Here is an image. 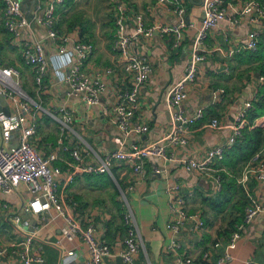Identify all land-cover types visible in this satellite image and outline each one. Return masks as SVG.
Returning a JSON list of instances; mask_svg holds the SVG:
<instances>
[{
    "label": "crops",
    "instance_id": "0c3cea01",
    "mask_svg": "<svg viewBox=\"0 0 264 264\" xmlns=\"http://www.w3.org/2000/svg\"><path fill=\"white\" fill-rule=\"evenodd\" d=\"M20 1L30 25L23 29L18 38H14L3 26V1L0 0V63L16 68L20 81L25 80L36 95L37 99L32 98L40 107L36 116L37 130L31 141L44 155L51 151L57 152V158L51 163L56 173L57 192L66 201L73 200L83 222L95 223L98 237L111 246V254L103 259L102 264H123L118 253L123 248L129 228L122 218L125 212L131 213L135 236L141 242L135 257L137 264H171L180 255L185 264H202V254L208 249L211 252L210 258L203 259L211 264L219 253L218 248L212 247L213 242L218 237L223 238L219 232L229 228V223L235 221L241 212L227 208L228 210L217 213L202 200V195L213 196L217 192L214 177L218 176L219 170L224 169L220 161L211 163L213 170L210 172L198 173L185 170L178 159L185 156L203 159L208 148L223 143L229 129L212 128L208 123L213 117L224 124L229 123L242 101L255 95L257 85L262 81L257 69L259 65H264V58L249 57L246 49L237 53H230L229 50L244 44L247 33L252 29L264 41V19L248 21L244 17L234 25L223 20L206 31L201 42L203 59L196 63L194 78L185 83L186 98L179 106H175L176 110H182L186 114L202 109L203 115L192 125L186 145L167 147V154L171 156L169 160L147 157L143 175L135 173L131 163L116 160L110 174H77L71 183L66 184L65 176L75 161L68 152L46 139L51 132L56 133V126L61 127L53 114L56 104L65 101L75 107L74 120L62 136L64 144L80 151L84 162L98 161L107 151L117 147L127 148L131 143L146 144L158 140L171 125L170 109L165 102L166 92L180 79L190 62L192 44L203 15V0H184L187 7L186 24L182 28V39L178 45H173L172 33L160 31H153L150 35L139 33L131 43V50L144 56L151 65V70L139 95L138 117L146 125V129L139 135L129 136L124 143L107 111L116 98L115 92L126 90L131 83L122 68L123 57L113 47L116 6L124 8L126 32L129 34L136 30L137 15L142 17L145 27L175 25L177 16L165 4L156 0H73L68 7L56 4L55 31L69 34L73 40L89 41L94 45L93 53L85 62V69L93 73L105 67L112 68L110 74L103 73L101 76L105 87L99 94L98 103L88 105L77 96L67 95V88L57 77L52 65V57L67 55L69 65L73 62L74 55L71 40L66 43V50L59 53L58 44L47 36L46 27L39 20L50 0ZM246 1L248 0H226L227 12L230 14L232 7L239 8ZM34 41H41L48 60L47 73L39 90L35 87L31 67L23 62L21 56L24 43ZM218 88L224 91L219 100L211 103L213 92ZM25 91L31 93L27 89ZM13 144V141L5 143L6 147ZM249 162L255 164L254 160L250 159ZM153 167H158L161 171L154 173ZM94 176L97 177L96 180L93 179ZM173 184L179 185L186 210L198 213L206 221V228L191 230L188 222L178 232L166 228V223L173 217L168 212L170 197L165 189ZM114 185L118 195H115ZM247 186L248 191L264 205V180H259L252 174ZM245 195L247 197L246 193ZM30 196L24 184L19 192L0 196V249L3 250L0 264H11L12 261L21 264L19 252L26 238L25 227H16L5 218L9 213L18 211L21 220H29L32 215L22 211V207ZM62 228L63 223L58 217L45 225H39L31 240V248L33 252L42 253L43 261L34 264H46L51 258L53 262L49 264H61L62 255L71 249L80 256L75 261L76 264L84 260L83 256L88 255L83 242L76 236H65ZM175 242L179 245L177 249L173 247ZM232 254L233 259L222 264H241L245 258L264 261V214L257 215L247 225Z\"/></svg>",
    "mask_w": 264,
    "mask_h": 264
},
{
    "label": "built area",
    "instance_id": "2783aa9c",
    "mask_svg": "<svg viewBox=\"0 0 264 264\" xmlns=\"http://www.w3.org/2000/svg\"><path fill=\"white\" fill-rule=\"evenodd\" d=\"M3 8L1 17L4 28L14 38H18L24 28L30 25V20L22 10L20 0H2ZM63 0H50L46 5L40 21L46 27L47 36L55 40L58 44L57 51L63 53L66 43L71 40V50L74 60L64 69V85L67 88V95L77 96L79 100L88 105L98 103L99 94L104 89L105 84L101 79L103 73L110 74L112 68L105 67L93 73L85 69V62L94 50L93 43L89 41L73 40L69 34H59L54 29V11L56 4ZM165 4L177 16L175 25H152L145 27L142 17L136 16L137 27L134 33L126 32V17L124 8L116 6L114 17L115 34L113 39L114 49L123 57L122 68L126 76L131 79L130 86L126 90H117L115 100L109 106L108 112L111 120L121 133L123 143L131 135H139L145 131L146 125L139 119L140 90L146 82L151 65L144 56L131 50V43L139 33L150 35L153 31L162 33L170 32L174 35L173 45L176 46L182 39V28L186 24L187 7L184 0H156ZM226 0H203V15L197 27L196 36L192 44V54L189 64L180 79L175 82L166 92L165 102L170 109V127L156 141L146 144L131 143L127 148L117 147L107 151L102 158L95 162H84L80 151L64 144L63 136H60L58 143L62 144L63 151L69 153L75 163L72 169L65 176V183H71L77 174H103L111 173V167L116 160H125L132 165L135 173L143 175L145 172L146 158L154 156L167 161L171 158L167 154L168 146L186 145L188 134L192 125L202 117V109L192 114H186L182 110H176L175 106L186 98L185 83L194 78L196 63L203 59L201 54V42L206 31L215 27L220 21L227 20L232 25L239 23L244 17L248 21L264 19V8L257 0H248L241 7H232L230 14L225 7ZM256 30L252 29L247 33V40L244 44L230 48V53H237L242 49L256 50L259 38ZM23 62L31 67L37 89L42 86L43 79L47 73L48 60L44 52L41 41L25 42L21 49ZM19 71L12 67L0 63V94L8 102L11 115H6L0 110V196L11 195L19 192L22 184L31 194L27 203L23 205L22 211L29 213L31 218L23 221L18 213H9L6 220L16 227L22 228L26 232L22 250L19 252L21 264L41 263L43 256L41 252H33L31 240L39 225H45L56 217L63 223V234L65 236L78 237L86 246L88 255L83 256L81 264H102L103 259L111 254L109 243L99 238L95 223L83 222V219L76 211L73 200L66 201L59 193L55 170L52 168V161L57 158V152L51 151L47 155L39 152L31 138L37 130L36 116L40 105L20 86ZM224 89L218 88L213 94L211 103L219 100ZM251 101L245 100L229 123H222L213 117L208 123L212 128L227 127L229 134L223 143L208 148L203 159H193L191 157H180L178 162L187 171L208 173L212 169L213 161H221L225 151L232 146L235 140L242 135V130L249 124L247 118ZM75 107L65 101H60L53 109V114L60 122L61 132L64 133L75 117ZM252 126L264 127V115L260 116L251 124ZM13 145L6 147L5 143ZM248 162L247 168L243 171L238 183L244 188L248 197V203L244 208L242 221L235 224L229 236L223 240L218 237L212 244L214 249H219V253L212 264H222L233 259L232 251L236 248L237 240L246 230L254 218L259 214H264V205L260 200L248 191L247 181L249 176L254 174L259 180H264V158L262 150L257 152ZM154 173L161 170L153 167ZM215 190L220 189L218 176L214 177ZM170 197L168 199V212L173 217L166 223V228L178 232L182 225L189 223L191 230H202L206 228V221L198 213H190L185 208L184 199L180 196L179 185L173 184L165 189ZM52 211V212H51ZM123 220L129 225L128 232L123 241V248L118 255L123 264H137L135 257L141 245L134 233L133 218L131 213H124ZM174 249L179 245L175 242ZM3 250L0 249V257ZM210 250H205L203 258H210ZM79 254L71 249L67 250L61 257V264H76ZM11 264H15L12 261ZM171 264H185L184 258L180 255ZM241 264H264L255 258H245Z\"/></svg>",
    "mask_w": 264,
    "mask_h": 264
},
{
    "label": "trees",
    "instance_id": "16d2710c",
    "mask_svg": "<svg viewBox=\"0 0 264 264\" xmlns=\"http://www.w3.org/2000/svg\"><path fill=\"white\" fill-rule=\"evenodd\" d=\"M257 1H259L264 8V0ZM72 2L73 0H63L58 4L62 7H68ZM258 38L259 42L256 50H246L249 57L264 58V41H261L262 39L260 35ZM257 71L259 73V79L262 81L261 83H258L255 95L249 99L251 101V107L247 112L249 124L243 128L242 135L225 151L223 159L220 161V165L224 168L217 172L221 184L220 189L213 196L202 195V200L217 213H221L227 208L231 211L233 209V211L241 212L240 216H237L235 221L229 223V228L219 232L223 237V240L229 236L230 232L234 229L235 224L242 221L244 215L243 211L248 203V198L246 197L243 188L237 183V178L239 177L243 166L260 150H262V157L264 158V127H251L254 120L264 114V65H259ZM114 191L115 195H118V190L115 185ZM250 191L252 192L251 189ZM201 260L203 261L202 264H209L205 259L201 258ZM214 260L210 263H214ZM50 262H53V258L49 259L46 264H49Z\"/></svg>",
    "mask_w": 264,
    "mask_h": 264
},
{
    "label": "rangeland",
    "instance_id": "374dc122",
    "mask_svg": "<svg viewBox=\"0 0 264 264\" xmlns=\"http://www.w3.org/2000/svg\"><path fill=\"white\" fill-rule=\"evenodd\" d=\"M23 81H24V82H23ZM20 86H21V88H23V89H25V90L27 89L28 92H31V93H29V94H30L33 98L37 99L36 95L34 94V92H32V90L30 89V86L26 84L25 80H22V82H20ZM35 87H36V86H35ZM54 123L57 124L56 122H54ZM57 125H58V124H57ZM62 135H63V133L61 132L60 127H59V126H56V133H55V132H51V134L48 135V136L46 137V139L48 140V142L53 143L54 146L59 147V148H62V144H59V143H58V139H59V137L62 136ZM248 162H249V161H248ZM248 162H246L245 165L243 166L242 171H241L239 177L241 176V174L243 173V171L247 168V166H248ZM105 174H106V173H105ZM96 178H97L96 176L93 177V179H95V180H96ZM239 185H240V184H239ZM240 186H241V185H240ZM99 198H100V197H99ZM227 210H228V209H227Z\"/></svg>",
    "mask_w": 264,
    "mask_h": 264
},
{
    "label": "clouds",
    "instance_id": "9594fccd",
    "mask_svg": "<svg viewBox=\"0 0 264 264\" xmlns=\"http://www.w3.org/2000/svg\"><path fill=\"white\" fill-rule=\"evenodd\" d=\"M51 62L56 71L57 77L63 81L66 78L63 69L67 67V64L69 63V57L67 55H58L52 57Z\"/></svg>",
    "mask_w": 264,
    "mask_h": 264
},
{
    "label": "water",
    "instance_id": "95a60500",
    "mask_svg": "<svg viewBox=\"0 0 264 264\" xmlns=\"http://www.w3.org/2000/svg\"><path fill=\"white\" fill-rule=\"evenodd\" d=\"M242 101V100H241ZM244 101H242L243 103ZM0 110L3 111L6 115H11L13 111L10 109L8 102L0 94Z\"/></svg>",
    "mask_w": 264,
    "mask_h": 264
}]
</instances>
